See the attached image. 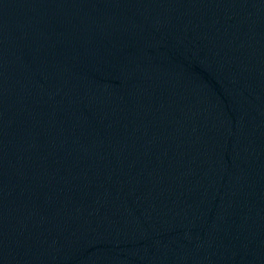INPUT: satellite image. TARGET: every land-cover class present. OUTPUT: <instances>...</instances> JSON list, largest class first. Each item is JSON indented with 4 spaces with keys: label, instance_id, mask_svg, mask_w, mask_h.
<instances>
[{
    "label": "water",
    "instance_id": "1",
    "mask_svg": "<svg viewBox=\"0 0 264 264\" xmlns=\"http://www.w3.org/2000/svg\"><path fill=\"white\" fill-rule=\"evenodd\" d=\"M0 264H264V0H0Z\"/></svg>",
    "mask_w": 264,
    "mask_h": 264
}]
</instances>
